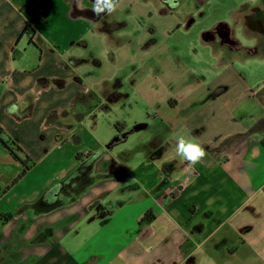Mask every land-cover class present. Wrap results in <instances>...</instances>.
<instances>
[{
    "label": "crops",
    "instance_id": "crops-1",
    "mask_svg": "<svg viewBox=\"0 0 264 264\" xmlns=\"http://www.w3.org/2000/svg\"><path fill=\"white\" fill-rule=\"evenodd\" d=\"M80 2L0 0V126L34 160L12 183L22 164L0 144V264H264V46L237 36L255 0H120L100 16ZM131 59L171 69L177 112L119 125L107 147L95 110L118 105ZM181 135L201 163L176 155Z\"/></svg>",
    "mask_w": 264,
    "mask_h": 264
},
{
    "label": "rangeland",
    "instance_id": "rangeland-1",
    "mask_svg": "<svg viewBox=\"0 0 264 264\" xmlns=\"http://www.w3.org/2000/svg\"><path fill=\"white\" fill-rule=\"evenodd\" d=\"M255 2V4H257L256 7H259L256 12V21H258L260 20L259 11L262 10L263 6L261 0H255ZM254 25L255 27L257 26V24ZM246 29H249V33H244L241 27L237 36L242 39L243 42H245V38L252 39V37H254L257 43V49H262L264 46V32L252 30L249 27H245V31ZM132 48L131 46L128 48V53L131 58L133 53ZM146 56L147 55H144V58ZM188 58H191V54L188 55ZM132 61L133 59H131L130 62H125L124 68L121 69H115L116 66H111L112 69H115L116 72L119 73L118 75L122 79L119 90L123 95L120 97L118 105L115 104L110 110H103L102 107H97L95 110L100 130L102 132H114L111 138L116 131L114 123H118V125L128 124V126L131 127L134 122H153L157 119L156 117L167 116L177 112V110L171 109L168 104V99L172 96V90L174 89V87L171 89L172 80L174 79L171 69L165 66L163 71H157L156 63L152 59H147L143 65L136 68ZM178 70L180 69H177V71ZM96 75H103V73H96ZM175 76L182 79L181 82L184 81L183 78L186 77L183 73H176ZM136 133L142 135L148 132L143 129L134 131L130 134L137 135Z\"/></svg>",
    "mask_w": 264,
    "mask_h": 264
},
{
    "label": "trees",
    "instance_id": "trees-1",
    "mask_svg": "<svg viewBox=\"0 0 264 264\" xmlns=\"http://www.w3.org/2000/svg\"><path fill=\"white\" fill-rule=\"evenodd\" d=\"M115 129L117 131V134L122 133L118 123H114ZM144 126L143 122L135 123L132 125L130 129H128L129 132L133 130L140 129ZM261 142L263 143L264 146V137L261 139ZM0 144L6 148V150L9 152V154L17 161H19L22 164V169L21 171L16 175V177L12 180V183L17 181L27 170H29L33 164L34 160L29 157V155H26L21 147L10 137L6 134V132L3 130V128L0 126ZM150 147H155V150L150 153V157H157L159 155V152L161 151V139L158 135L154 136L150 142H149ZM104 149L101 148L97 151H87L86 153L83 152H78L76 153L77 158H81L82 156L84 157V160L81 162V164L71 171L65 179L57 183L54 187L57 185H62L69 183L72 180L76 179H84L87 177V173L89 172L92 162L94 161L95 158L103 151ZM164 167V166H163ZM11 213H0V222H5L9 218H11ZM145 216L148 215V212L144 214ZM144 217V216H143Z\"/></svg>",
    "mask_w": 264,
    "mask_h": 264
},
{
    "label": "clouds",
    "instance_id": "clouds-1",
    "mask_svg": "<svg viewBox=\"0 0 264 264\" xmlns=\"http://www.w3.org/2000/svg\"><path fill=\"white\" fill-rule=\"evenodd\" d=\"M120 0H94L92 7V12L96 16H100L102 13L107 12L111 14L116 11L119 6ZM165 2L170 7H176V0H165ZM76 7L79 10H83V5L80 0H76ZM175 153L180 158L181 161L186 162L189 166H194L198 163H201L203 158L206 156V152L200 144L193 142L190 139H186L184 136H179L176 139L175 143ZM57 189L61 187L60 185L56 186ZM47 202L52 203L53 200H48Z\"/></svg>",
    "mask_w": 264,
    "mask_h": 264
},
{
    "label": "water",
    "instance_id": "water-1",
    "mask_svg": "<svg viewBox=\"0 0 264 264\" xmlns=\"http://www.w3.org/2000/svg\"><path fill=\"white\" fill-rule=\"evenodd\" d=\"M261 1H262L263 9L261 11H259L260 20L255 21V24H257V26H256L257 30L264 32V0H261ZM127 133L128 132L125 131L123 133L114 135L113 138L109 141V143L106 146L109 147L113 143H115L119 140H122L126 136Z\"/></svg>",
    "mask_w": 264,
    "mask_h": 264
},
{
    "label": "flooded vegetation",
    "instance_id": "flooded-vegetation-1",
    "mask_svg": "<svg viewBox=\"0 0 264 264\" xmlns=\"http://www.w3.org/2000/svg\"><path fill=\"white\" fill-rule=\"evenodd\" d=\"M263 6V5H262ZM262 9H263V7H262ZM255 28V30H257V28L256 27H254ZM258 31V30H257Z\"/></svg>",
    "mask_w": 264,
    "mask_h": 264
}]
</instances>
